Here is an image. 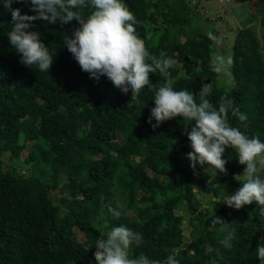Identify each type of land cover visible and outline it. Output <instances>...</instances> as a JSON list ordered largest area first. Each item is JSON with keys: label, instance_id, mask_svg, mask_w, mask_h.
<instances>
[{"label": "trees", "instance_id": "16d2710c", "mask_svg": "<svg viewBox=\"0 0 264 264\" xmlns=\"http://www.w3.org/2000/svg\"><path fill=\"white\" fill-rule=\"evenodd\" d=\"M124 3L146 48L173 59L175 89L195 94L201 81L209 83L214 106L230 97L246 114L241 122L229 113L230 124H246L242 131L264 140V0L261 33L244 25L227 48L231 83L211 70L216 42L196 29L201 16L191 0ZM12 7L31 14L20 3ZM10 21L0 5V264H93L95 243L113 224L142 232L143 242L130 248V256L163 260L172 253L180 264H260L254 251L264 238L258 206L224 204L245 167L233 149L222 157L229 158L226 174L206 165L194 174L184 133L191 121L175 117L152 128L151 92L121 94L103 76L96 80L81 71L63 46L78 27L75 19L63 26L32 22L55 53L48 73L20 62L6 35ZM149 79L154 90L165 78L157 71ZM7 158L15 163L8 166ZM107 204L121 216L110 217ZM211 216L222 217L236 233L230 249L218 243L223 232L209 227Z\"/></svg>", "mask_w": 264, "mask_h": 264}, {"label": "clouds", "instance_id": "9594fccd", "mask_svg": "<svg viewBox=\"0 0 264 264\" xmlns=\"http://www.w3.org/2000/svg\"><path fill=\"white\" fill-rule=\"evenodd\" d=\"M20 3L28 12L19 7ZM3 10L11 15V28L7 32L8 43L18 54L20 62L39 72L48 73L55 53L43 42L41 32L32 23L42 21L44 24H69L73 19L78 23L71 34H66L63 46L77 62L81 71L87 72L89 78L99 80L101 76L121 94L139 93L147 89L152 93L154 106L150 108L147 122L156 128L161 122L175 117L191 121L184 130L191 151L186 153L190 167H211L216 174L227 173L225 164L226 149L236 153L239 164L245 165L240 175V186L233 194L227 195L225 205L240 209L242 206L255 203L260 220L264 221V175L259 170L264 168V140L258 135L249 136L242 128L230 124L228 115L244 122L245 113L240 112L230 97H221L214 106L208 99L209 83L200 82L199 91L195 94L185 88L173 87L169 69L174 61L171 57H157L145 46L136 35L137 21L126 7L124 0H0ZM209 40L219 44L220 39L213 32L207 33ZM230 54L217 55L211 63V70L221 74L231 83L232 75ZM159 72L165 79L153 90L150 82L151 73ZM199 98V102L195 99ZM155 121V123H153ZM206 167V168H207ZM237 177V176H236ZM107 214L119 218L118 207L105 205ZM219 226L223 232L219 244L230 249L236 238L230 223L222 217L211 216L209 227ZM143 234L124 224H113L106 234L95 243L96 252L93 264H180V260L170 253L163 260L152 259L140 253L129 255L133 246H140ZM256 257L264 264V238L255 248Z\"/></svg>", "mask_w": 264, "mask_h": 264}, {"label": "rangeland", "instance_id": "374dc122", "mask_svg": "<svg viewBox=\"0 0 264 264\" xmlns=\"http://www.w3.org/2000/svg\"><path fill=\"white\" fill-rule=\"evenodd\" d=\"M191 3L201 16V21L198 22L196 29L206 33L211 31L220 39L219 44L215 43L216 55L227 54V48L233 44L237 30L244 25H250L259 34L261 33L259 18L263 0H191ZM252 13L253 15H251ZM205 15L209 18H205ZM220 79L225 80L222 76ZM6 163L11 166L15 162L7 158ZM16 164L22 167L21 172L26 170L21 166V161ZM186 233L188 235L189 231ZM78 238L81 241L86 239L84 231H78ZM190 241L188 239V242Z\"/></svg>", "mask_w": 264, "mask_h": 264}]
</instances>
